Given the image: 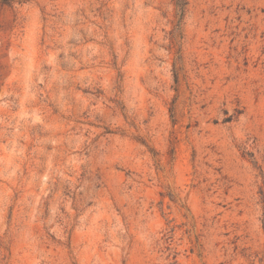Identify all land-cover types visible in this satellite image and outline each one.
<instances>
[{
  "label": "rangeland",
  "instance_id": "rangeland-1",
  "mask_svg": "<svg viewBox=\"0 0 264 264\" xmlns=\"http://www.w3.org/2000/svg\"><path fill=\"white\" fill-rule=\"evenodd\" d=\"M0 264H264V0H0Z\"/></svg>",
  "mask_w": 264,
  "mask_h": 264
},
{
  "label": "trees",
  "instance_id": "trees-1",
  "mask_svg": "<svg viewBox=\"0 0 264 264\" xmlns=\"http://www.w3.org/2000/svg\"><path fill=\"white\" fill-rule=\"evenodd\" d=\"M176 5L178 7V11L183 15L184 8L186 5V0H176Z\"/></svg>",
  "mask_w": 264,
  "mask_h": 264
}]
</instances>
